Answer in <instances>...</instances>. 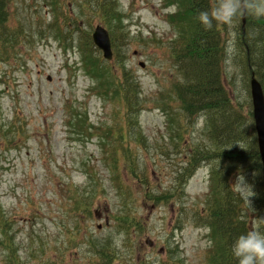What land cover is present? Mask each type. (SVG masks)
I'll return each mask as SVG.
<instances>
[{"label": "rangeland", "instance_id": "rangeland-1", "mask_svg": "<svg viewBox=\"0 0 264 264\" xmlns=\"http://www.w3.org/2000/svg\"><path fill=\"white\" fill-rule=\"evenodd\" d=\"M23 5L31 20L26 34L40 27L42 32L24 39L17 55L0 64V223L11 221L6 234L15 235L19 248L9 253L0 245V264H104L93 254L91 238L110 245L120 257L114 264H211L216 239L201 214L214 197L215 162L195 170L184 193L174 191L190 146L217 148L206 116L187 117L174 89L181 77L171 45L179 31L168 16L176 8L164 7V0H115L117 18L105 25L123 46H113L107 65L89 63L86 71L76 20L93 31L101 17L86 15L80 0ZM234 32L232 23L225 34L224 73L234 106L250 126L251 75L238 57ZM111 69L122 84L129 74L132 81L124 85L140 93L136 127L128 122L126 86L112 79ZM118 169L121 181L114 179ZM88 170L103 184H97V198L90 196L93 216L78 202ZM262 178L249 165L232 174L230 183L235 197L244 200L241 218L254 244L264 248ZM127 217L141 226L126 223Z\"/></svg>", "mask_w": 264, "mask_h": 264}, {"label": "trees", "instance_id": "trees-1", "mask_svg": "<svg viewBox=\"0 0 264 264\" xmlns=\"http://www.w3.org/2000/svg\"><path fill=\"white\" fill-rule=\"evenodd\" d=\"M16 1L19 5L15 3ZM36 1L38 0H35V3ZM243 1L247 14L245 28H243L242 20ZM24 2L25 0H0V64L9 62L13 55H17L16 47L24 39L28 37L32 39L35 34L42 32L40 27L35 32L30 29L31 32L26 34L31 20L26 14ZM80 4L85 8L86 15H88L87 12L98 15L106 25H110V19L113 21L117 18L115 11L118 9L115 0H80ZM13 7L17 8L16 12L11 11ZM164 7L176 8L168 18L172 15L169 22L179 31L171 48L174 66H177V73L181 77L174 84L175 92L181 101V108L190 118L203 113L209 126L207 133L217 144V148L211 151L206 149L203 143L196 142L191 145L192 148L190 146L189 163L179 175V186L174 191L184 193L185 183L196 172L195 170L214 161L215 164L211 168L214 197L204 210V214L200 212L201 221L212 227V233L216 239V246L209 254L210 263L264 264V248L254 244L255 237L247 221L241 218L242 209L239 202L242 198L235 197L230 183L232 174L246 171L249 165L252 169L262 172L255 126L252 113L250 126L242 122V116L235 108L228 89L227 75L224 73L223 66L228 49L225 34L229 25L233 23L234 33L237 34L235 49L239 51L238 57L247 74L251 75L254 71L264 87V0H164ZM76 26L77 30L83 31L80 37V50L83 53L82 64L85 69L89 63H96L101 67L107 65L94 47L91 38L92 30L80 28L77 20ZM68 31L69 36H73L74 32L71 29ZM113 40L115 46H123L121 39L116 40L113 36ZM110 74L112 79L118 82V76L112 69ZM124 78L126 80L124 84L132 81L129 74H125ZM118 83L121 87L126 86L124 96L129 111L128 122L131 127H136L138 120H134V116L142 110L140 93L134 85L135 89L132 85ZM107 152L108 150L105 151ZM130 155H128L129 162L133 163L134 160ZM115 162L118 165V161ZM131 167L133 168L132 165ZM114 172V179L121 181L119 169ZM86 173L88 180L82 186L84 195L82 194V200L78 202L82 208L84 207L86 214L93 216L95 198L92 199L90 196L95 193L97 198V184L101 186L103 184L92 170ZM258 187L264 204L262 180L258 183ZM81 191L79 189L80 193ZM172 195L166 198H172ZM89 201L92 206L87 207ZM242 201L244 203L243 199ZM78 202L76 200L77 205ZM123 220L131 225L141 226L136 217L131 219L127 217ZM10 222L6 219L2 221V224L0 223V232L4 235L0 245L8 252H16L19 248L14 239L15 235L6 234L12 227ZM89 243L95 250L93 254L98 256L99 261L102 260L104 264H114V260L120 258L111 251L110 245L104 248L94 238H91ZM10 257L11 261H14L13 255ZM17 264H20V260Z\"/></svg>", "mask_w": 264, "mask_h": 264}, {"label": "water", "instance_id": "water-1", "mask_svg": "<svg viewBox=\"0 0 264 264\" xmlns=\"http://www.w3.org/2000/svg\"><path fill=\"white\" fill-rule=\"evenodd\" d=\"M245 20V18H244ZM93 39L97 46L104 51V56L107 59L113 57L112 43L108 31L103 26H97ZM251 91L253 98V114L255 127L258 138V145L263 163V180H264V90L261 83L253 75L251 79Z\"/></svg>", "mask_w": 264, "mask_h": 264}]
</instances>
